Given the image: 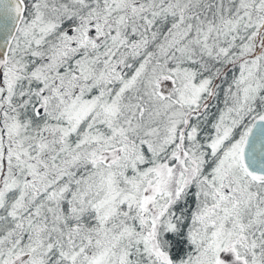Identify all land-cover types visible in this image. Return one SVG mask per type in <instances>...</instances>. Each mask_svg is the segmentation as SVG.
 <instances>
[{
  "label": "snow or ice",
  "instance_id": "snow-or-ice-1",
  "mask_svg": "<svg viewBox=\"0 0 264 264\" xmlns=\"http://www.w3.org/2000/svg\"><path fill=\"white\" fill-rule=\"evenodd\" d=\"M0 264H264V0H0Z\"/></svg>",
  "mask_w": 264,
  "mask_h": 264
}]
</instances>
